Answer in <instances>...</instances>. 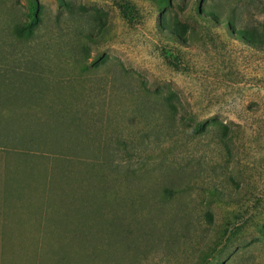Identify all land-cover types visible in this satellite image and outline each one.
I'll list each match as a JSON object with an SVG mask.
<instances>
[{
	"label": "rangeland",
	"instance_id": "1",
	"mask_svg": "<svg viewBox=\"0 0 264 264\" xmlns=\"http://www.w3.org/2000/svg\"><path fill=\"white\" fill-rule=\"evenodd\" d=\"M192 3L0 0V264H264V0Z\"/></svg>",
	"mask_w": 264,
	"mask_h": 264
},
{
	"label": "trees",
	"instance_id": "2",
	"mask_svg": "<svg viewBox=\"0 0 264 264\" xmlns=\"http://www.w3.org/2000/svg\"><path fill=\"white\" fill-rule=\"evenodd\" d=\"M157 1L161 5H167V6L171 2V0H157ZM199 1L200 0H193V3H192V9H194L195 15L200 17V18L209 17V15H211L212 12L208 11L207 15H206V12H204L202 9L199 8ZM35 10H36V3L33 1L30 5V14H29V18H28L27 22H25L24 24H21V25H14L13 26L12 29L16 35L21 36L23 33L30 34L32 32V29H33V27L36 23V19H37V15L35 14ZM159 23H160V25H162V27H164L165 30H167L171 34L177 35L179 32H181V30L178 28L177 24L173 21L171 22L167 18H163V20L160 19ZM222 25L230 35H233L234 37L244 41L248 45L261 46L264 44V21H262L258 24H255V25L242 26V27H239L237 29L234 27V25L231 23L230 20L223 22ZM97 60H98V58L97 59L94 58L91 60L90 63L94 64V63H96ZM164 103L169 110L168 100L165 99ZM61 120L58 118V121H59L58 123L65 121L63 119H61ZM47 121H50V119ZM1 122H2V120L0 119V123ZM21 122H23V123L26 122V119L22 118ZM211 127L214 129V134L219 138V142L224 147H226V141H228L229 137H230L229 134L235 130H233L232 126H230L224 122L218 121L216 119H212L206 123L198 124L196 126V130L198 133H202L203 131H207V129L211 128ZM207 192L210 195H215L217 192V189H216V187H211V188H208ZM206 215L209 216V214H206ZM241 217H242V215L232 213L231 217H230V221H224V228L230 226V224L233 223V220L241 219ZM254 225H255V230L258 231L259 234L264 239V225L262 223L254 224Z\"/></svg>",
	"mask_w": 264,
	"mask_h": 264
}]
</instances>
